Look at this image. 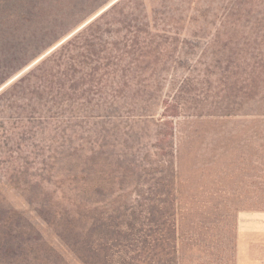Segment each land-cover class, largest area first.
<instances>
[{"label": "trees", "instance_id": "1", "mask_svg": "<svg viewBox=\"0 0 264 264\" xmlns=\"http://www.w3.org/2000/svg\"><path fill=\"white\" fill-rule=\"evenodd\" d=\"M43 1L0 0V7H6L0 19L7 24L0 26L3 137L47 139L49 134L67 139L71 126L89 118L91 111H116L133 93L149 91V80L155 78L161 86L165 83L161 77L177 67L187 74L171 80V93L162 101V119L185 116L190 112L185 99L191 96L203 98L202 105L190 112L196 116L233 114L236 104L209 102L215 84L235 100L260 94L264 99V2L233 1L199 59L191 61L185 60L188 51H196L208 29L217 28L216 21L209 20L211 1L105 0L82 14L69 7L53 17L43 14L48 7ZM192 26L198 29L192 33L194 41L184 36ZM149 108L145 104L139 111ZM166 120L165 125H172ZM8 124L14 127L12 132ZM89 153L35 156L40 169L31 181L25 158L9 157L6 172L24 181L34 196L63 166L61 187L50 199L27 197L84 264H180L175 201L169 211L162 203L143 206L144 192L138 186L136 205L123 201L115 208L108 199L97 201L111 181L110 164L108 159L99 161L96 150ZM176 153L172 149L168 168L177 176ZM1 198L0 264H68L34 224Z\"/></svg>", "mask_w": 264, "mask_h": 264}, {"label": "rangeland", "instance_id": "2", "mask_svg": "<svg viewBox=\"0 0 264 264\" xmlns=\"http://www.w3.org/2000/svg\"><path fill=\"white\" fill-rule=\"evenodd\" d=\"M45 1L48 7L43 14L53 17L69 7L82 14L92 4L105 0ZM203 1H211L213 13L209 20H215L217 28H209L205 37L198 41L199 48L188 51L185 60L199 59L204 44L219 29V20L227 13L225 8L236 0ZM263 2L249 0L248 4ZM5 8L0 7L1 14ZM3 21L0 26L6 27ZM196 30L193 26L185 30L186 39L194 41L192 33ZM186 74L184 68L171 69L161 77L165 83L160 86L157 79L149 80L152 84L149 91L133 93L116 111H91L90 119L71 126L67 139H53L49 134L47 139L3 137L0 127V197L3 204L34 224L45 242L62 254L68 264H84L38 215L36 206L27 197L31 193L23 185L24 181L12 179L6 172V161L9 157L25 158L30 164L28 181H31L40 169L35 156L79 157L89 155L94 149L99 161L108 159L111 173V181L106 190H101L97 201L108 199L115 208L123 201L136 205L140 200L138 187L144 192L143 206L163 204L164 210L169 211L170 202L175 201L180 264H233L235 215L257 206L264 210V99L260 94L254 99L235 100L229 91L224 92L225 88L215 84L214 99L209 102L224 100L236 104L233 114L196 116L197 113L190 112L202 105L203 98L191 96L185 99L190 108L185 116L162 119V101L171 93V80L176 75L182 78ZM145 104L150 108L141 113L139 109ZM165 120L172 121V125H165ZM7 128L11 132L14 130L11 124ZM52 129L57 128L52 125ZM175 148L179 164L177 176L168 168ZM63 173V166L59 165L52 180L36 190L31 198L36 200L40 195L42 200L50 199L61 187ZM170 184L174 185L173 192Z\"/></svg>", "mask_w": 264, "mask_h": 264}, {"label": "crops", "instance_id": "3", "mask_svg": "<svg viewBox=\"0 0 264 264\" xmlns=\"http://www.w3.org/2000/svg\"><path fill=\"white\" fill-rule=\"evenodd\" d=\"M233 264H264V210L252 207L235 215Z\"/></svg>", "mask_w": 264, "mask_h": 264}]
</instances>
